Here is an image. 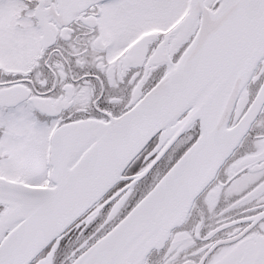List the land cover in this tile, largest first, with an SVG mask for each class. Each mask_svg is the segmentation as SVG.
Returning a JSON list of instances; mask_svg holds the SVG:
<instances>
[{"label": "snow or ice", "instance_id": "6c2138e0", "mask_svg": "<svg viewBox=\"0 0 264 264\" xmlns=\"http://www.w3.org/2000/svg\"><path fill=\"white\" fill-rule=\"evenodd\" d=\"M0 264H264V0H0Z\"/></svg>", "mask_w": 264, "mask_h": 264}]
</instances>
